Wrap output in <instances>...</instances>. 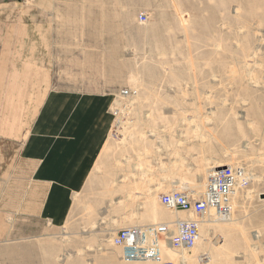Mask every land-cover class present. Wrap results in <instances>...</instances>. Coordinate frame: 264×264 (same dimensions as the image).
Returning a JSON list of instances; mask_svg holds the SVG:
<instances>
[{
    "label": "rangeland",
    "instance_id": "374dc122",
    "mask_svg": "<svg viewBox=\"0 0 264 264\" xmlns=\"http://www.w3.org/2000/svg\"><path fill=\"white\" fill-rule=\"evenodd\" d=\"M62 88L115 96L118 158L97 170L126 193L101 195L104 207L172 215L162 195L200 198L212 168L241 166L250 184L230 219L204 218L196 247L166 256L264 264V0H0V264H162L127 261L112 243L162 221L88 226L89 205L64 227L35 216L21 147L45 95Z\"/></svg>",
    "mask_w": 264,
    "mask_h": 264
},
{
    "label": "crops",
    "instance_id": "0c3cea01",
    "mask_svg": "<svg viewBox=\"0 0 264 264\" xmlns=\"http://www.w3.org/2000/svg\"><path fill=\"white\" fill-rule=\"evenodd\" d=\"M115 101L114 94L107 91L62 88L45 95L22 144L20 158L32 187L36 217L51 220L57 227L73 225L86 205L92 208L88 226L126 227L130 220L139 223L147 217L148 221L170 222L183 216L167 212L159 215L154 210L148 213L141 205L133 211L126 206L104 207L106 201L101 195L111 190L126 193L120 180L111 182L110 173L104 177L97 170L106 158H118L108 152L116 123L112 112ZM165 146L157 145L161 149ZM170 186L173 183L165 188ZM258 211L259 226L264 228L263 204H258Z\"/></svg>",
    "mask_w": 264,
    "mask_h": 264
},
{
    "label": "built area",
    "instance_id": "2783aa9c",
    "mask_svg": "<svg viewBox=\"0 0 264 264\" xmlns=\"http://www.w3.org/2000/svg\"><path fill=\"white\" fill-rule=\"evenodd\" d=\"M142 20L146 21V18ZM132 94L125 90L120 96L129 97ZM117 114L114 112V116ZM249 184L247 171L241 166L214 167L200 198L186 190L161 196V204L168 211L172 214H186L188 218L124 228L116 233L112 243L122 250V258L127 261L175 264L167 258L166 252L185 254L193 250L201 239L200 226L203 219H230L234 211L235 195Z\"/></svg>",
    "mask_w": 264,
    "mask_h": 264
},
{
    "label": "bare ground",
    "instance_id": "6f19581e",
    "mask_svg": "<svg viewBox=\"0 0 264 264\" xmlns=\"http://www.w3.org/2000/svg\"><path fill=\"white\" fill-rule=\"evenodd\" d=\"M217 167H223V166H217ZM179 218H184V216H182V217H179ZM178 219V218H177Z\"/></svg>",
    "mask_w": 264,
    "mask_h": 264
}]
</instances>
